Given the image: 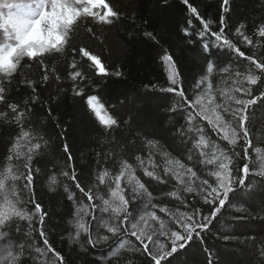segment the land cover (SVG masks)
<instances>
[{"label":"snow or ice","instance_id":"6c2138e0","mask_svg":"<svg viewBox=\"0 0 264 264\" xmlns=\"http://www.w3.org/2000/svg\"><path fill=\"white\" fill-rule=\"evenodd\" d=\"M181 3L189 13L185 26L179 29L181 38L193 42L190 29L194 17L202 26L196 38L206 70L194 78V88L199 91L190 98L178 60L164 50L160 60L167 86L159 91L178 98L166 111L179 114L183 121L174 127L172 137L184 145L186 159L173 156L158 138L135 127L131 116L124 119L115 114V105L101 102L99 88L95 92L93 88L103 78H121L124 73L109 71L98 55L72 44L81 27L95 37L96 26L113 27L129 21L158 45L161 37L149 30L150 18L137 21L135 14L124 13L110 0H0V124L11 129L0 160V264H68L50 242V212L37 196V184L45 180L50 192L62 186V198L71 202L68 243L78 244L86 253L106 247L104 259L109 264H187L178 257L194 246L205 252L207 264H217L208 239L215 234L226 243L234 240L235 229L252 219L246 209L257 200L264 211V152L256 147L255 159L250 161L253 141L249 129L250 109H264V58L240 47H255L264 41V21L253 23L251 35L246 23L235 26L233 32L228 22L232 0H221L215 20L205 19L190 0ZM162 5L166 7L167 0H162ZM233 36L241 38L239 43ZM69 52L72 59L62 76L48 61ZM218 53L235 56V61L225 63L246 61L248 67L235 71L234 87L221 89L217 95L211 77L214 66L221 63ZM77 55L87 58L88 68L94 72L82 70ZM35 72L40 73L39 80L32 78ZM65 80L70 83L67 89ZM50 84L58 85L56 96L42 98ZM22 89L28 90L26 97L20 95ZM68 91L86 105L104 143L116 141L114 134L127 128L133 146L141 144L147 155H135L134 160L121 157L119 171L113 174L103 165L115 160V154L97 152V169L90 173L88 186L81 181L70 146L64 142L65 160L58 171L68 183L61 185L44 159L51 138H46L43 124L31 125L37 106L50 121L54 115L50 105ZM56 127H61L59 119ZM59 135L63 138L64 130ZM234 204L246 208L230 213ZM226 213L233 216L232 232L220 228ZM260 255L264 257V242Z\"/></svg>","mask_w":264,"mask_h":264},{"label":"trees","instance_id":"16d2710c","mask_svg":"<svg viewBox=\"0 0 264 264\" xmlns=\"http://www.w3.org/2000/svg\"><path fill=\"white\" fill-rule=\"evenodd\" d=\"M128 15L135 14L137 21L141 18H150L152 25L149 30H154L160 34V44L156 45L144 37L139 29H135L129 21H124L113 27L96 26V36L91 37L83 27L75 34L72 41L73 46L85 47L93 54L98 55L108 67L109 71L121 70L124 76L116 78L110 75L100 80L99 84L93 88H99L101 102L106 106L115 105V114L128 119L131 116L137 128L144 129L150 135L161 141L165 150L169 151L177 158H185L187 152L179 139L173 140L172 132L178 122H183L179 114H170L166 111L171 107L175 98L171 94L161 93L159 89L167 86V77L164 65L160 60L164 50L171 52L179 62L185 77L184 87L186 94L193 98L194 93L199 91L194 88L195 79L203 75L204 64L200 57V44L196 38V31L202 26L191 17L193 24L190 30L193 31L192 43L181 38L179 29L185 26L186 17L189 13L181 0H167V6L162 5V0H110ZM194 6L202 13L205 19H217L220 14L221 0H190ZM229 25L234 32L235 26L240 23L248 25V34H252L253 23L259 24L264 21V0H232L231 11L228 13ZM215 28V24L213 25ZM234 41L239 43L240 37L233 36ZM257 38L254 37V40ZM242 50L248 54H254L258 58H264V41H260L255 47L240 44ZM221 61L214 66L211 77L213 90L218 92L221 89L234 87L232 78L234 72L245 71L248 62L225 63L235 61V56H224L217 54ZM72 59V54L51 58L48 63L54 66L59 74L65 75L67 63ZM82 70L94 72L89 69L87 58L76 56ZM227 67L230 72L222 71ZM40 73L35 72L32 78L39 80ZM58 85H48L42 93V98L56 96ZM63 87H70V83L63 81ZM28 90H21L20 95L27 96ZM219 98V97H218ZM123 101V103H121ZM54 110V115L50 121H46L45 114L37 106V116L32 118V127H41L46 133V138L50 139L49 152L45 156L49 173L56 172L57 179L61 185L68 183L59 175L58 169L64 164L62 144L68 143L70 151L74 157V164L80 174L83 184L91 186L90 173L97 169V152L114 153L115 160L107 161L103 166L107 167L113 174L119 171V160L121 157L134 160L135 155H147V150L142 149V145L130 140V132L127 128H122L114 135L117 140L111 143H104V138L100 136L95 118L86 111V105L79 98L73 99L70 91L58 97V102L50 105ZM174 118H170L173 117ZM59 119L61 127H56V120ZM250 137L253 141V148L250 149V161L255 159L254 149L260 147L264 152V109L257 106L250 109ZM64 130L63 138L60 133ZM11 129L6 124H0V160L6 153V144L9 139ZM123 149V151H122ZM159 159V158H157ZM104 160V157H101ZM142 176V172L138 170ZM144 179H147L146 177ZM63 187L57 188L56 192H50L47 180L38 182L37 196L46 210L50 212V219H47V228L51 233L49 239L53 246L61 251L68 264H109L104 259L108 249L98 247L84 252L78 244L68 243V233L71 226L68 224V210L71 202L62 198ZM158 194V193H157ZM84 203H88L86 198ZM236 208H246L243 204H234L229 212H235ZM252 219L243 222L244 226L235 229L236 238L229 242L216 238L207 241L208 247L214 250L217 264H264V257L260 255V245L264 242V228L261 221L264 220V211H261V204L257 200L252 207L246 209ZM87 219V217H86ZM233 216L225 215L221 220L220 228L223 231L232 232ZM251 233L252 235H247ZM178 259L186 261L187 264H207L205 252L198 246H194L189 252Z\"/></svg>","mask_w":264,"mask_h":264}]
</instances>
